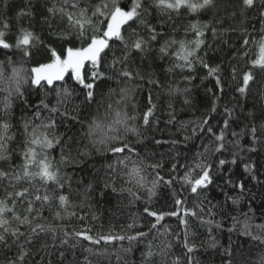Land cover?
Returning a JSON list of instances; mask_svg holds the SVG:
<instances>
[{
	"label": "snow or ice",
	"instance_id": "6c2138e0",
	"mask_svg": "<svg viewBox=\"0 0 264 264\" xmlns=\"http://www.w3.org/2000/svg\"><path fill=\"white\" fill-rule=\"evenodd\" d=\"M0 5L7 9L8 0H0ZM260 5L258 39L243 26L256 0H240L238 6L223 0L219 7L224 15L179 28V17L217 8L218 0H46L40 31L36 30L38 9L32 0H25V7L12 17L0 13V249H16L13 257L5 256L4 264H53L48 258L53 253L56 264H128L131 242L140 243L153 233V240L163 239L156 245L147 241L141 250V264H157V257L159 264H198L193 254L204 247L197 243L200 230H206L207 247L215 249L218 242L212 233L223 230L225 220L231 221L229 233L246 237L254 248L261 249L255 261L245 264H264V213L256 222L254 196L245 180L225 177V188L231 191H224L222 203H212L205 194L215 183L213 173L220 174L226 165H235L238 160L250 181L264 185V174L245 159L247 153L264 145V108L256 115L240 103L241 98L253 97L254 88L264 99V0ZM237 17L240 27L231 23ZM25 19L27 24L22 22ZM168 27L171 33L166 31ZM180 31L183 38L172 35ZM209 32L213 42L221 44L228 43L222 39L226 33H238L240 59L249 56L252 43L257 47L256 57L246 59L241 69L235 64L225 69L220 63H210L209 51L219 48L208 43ZM228 46L237 48L235 44ZM152 53L154 62L170 60V66L163 69L167 73L187 71L189 75L182 79L188 84L196 78L191 73L197 67L206 71L202 79L213 82L214 86L206 89L210 99L207 110L198 120L179 122L177 132L182 140L149 134L160 122L151 95L143 113L135 104L128 111L138 87L134 82L151 75L136 64V58L143 60ZM224 73L235 81L238 96L233 107H224V118L214 125L218 93L224 94L227 86ZM108 80L125 84L118 100L112 102L109 94L106 112L111 119L94 117L85 125L82 110L98 103L99 85ZM148 82L159 84L154 79ZM190 93L187 86L168 87L169 96H182L185 105L191 103ZM168 107L173 106L169 103ZM237 108L246 113L242 119L236 116ZM165 123H177L174 112ZM77 125L83 135L77 134ZM194 139L201 143L189 159L186 150ZM149 145L153 149L145 152ZM165 145L167 150L158 152ZM94 153L115 157L107 165L103 187L95 177L94 182L80 180L74 185L64 169L74 162L83 163L82 158ZM181 169L183 174L178 175ZM177 183L179 188H174ZM161 184L173 189L168 210L148 206ZM108 190L126 193L129 204L144 200L142 211L151 218L147 231L128 234L125 229H134L135 219L121 229L123 234L113 229L97 232L91 226L70 228L72 220L83 224L97 219L90 211L93 198L106 196ZM190 196L197 198L192 206ZM245 200L247 211L243 210ZM166 217L177 218L178 230L170 231L161 223ZM124 241L129 242L128 247ZM174 248L180 252L173 254ZM234 255L235 249L225 248L222 264H234Z\"/></svg>",
	"mask_w": 264,
	"mask_h": 264
},
{
	"label": "trees",
	"instance_id": "16d2710c",
	"mask_svg": "<svg viewBox=\"0 0 264 264\" xmlns=\"http://www.w3.org/2000/svg\"><path fill=\"white\" fill-rule=\"evenodd\" d=\"M45 2L46 0H32V4L37 6L38 9V23L36 26L37 31H40L41 26L39 24V20L40 15L42 14V6ZM123 2H126V0H122V3ZM231 2L233 5L238 6L240 0H231ZM221 3H223V0H218L217 8L205 10L194 15H183L179 17L177 27L179 28L180 25H187L189 22L200 21L201 23H204L213 21L216 15H224L222 8L219 7ZM8 5L9 7L7 9H4L2 5H0V13L6 12L9 17H12L15 15L16 11L25 7V0H8ZM260 7V0H256V7L248 11L247 19L243 25L244 27L248 28V33L251 34V36L255 39L259 38V29L262 26L259 17ZM239 20L240 18L237 17L235 22H230L234 23V26L240 27ZM22 22L27 24L26 19ZM225 27H227V24ZM166 31L171 33V27H168ZM172 35L176 36L177 38H183L184 32L180 31L178 33H172ZM188 38H193L191 33L188 34ZM222 39L226 40L228 43L221 44L219 40L213 42L211 33H207L208 43L212 44L213 48H219V51H209V56L212 58L210 63H220L225 69H228L230 65L235 64L238 69H241L244 67V62L246 59H254L257 55V47L254 43H252L249 45V56L244 58V60L240 59L237 54L240 50L239 46L241 43L238 33L228 32ZM231 44L237 45V48H230L228 45ZM153 55L154 53L146 54L143 60H141L140 57L136 58V64H139L141 68H146L147 72L151 75H146L144 80H137L134 82L136 85H138V87L136 88L134 99L129 103L128 111L131 112L132 105L135 104L136 110L139 113H143L146 110L148 96L151 95L153 103H155L157 106L156 117L159 118L160 122L149 134L162 139L178 138L182 140L183 137L179 132H177L179 122L198 120L199 117L207 110V108L210 106V99L206 89L213 87V82L207 79H202L206 75V71L197 67L196 71L191 73V75L195 76L196 78L191 82V84H188L182 79L183 75H189L187 71L180 73L179 70H177L175 73H167L163 69H166L170 66V60H156L154 62ZM136 64H134L133 67H136ZM224 75L227 86L225 87L224 94L218 93L220 99L218 101V112L214 114V125L217 121L224 118V107H233L236 103L234 97L238 96V94L234 92V88L236 86L235 81H232L226 73H224ZM149 79L157 80L159 81V84L149 83ZM170 84L174 87L179 86L181 89H183L185 86L191 88V103L189 105L183 104L182 96H169L168 87ZM124 86L125 84L123 82L117 83L116 80H108L107 82L100 83L96 97L98 103L92 105L90 109L82 110V119L84 120L85 125L94 117H98L100 120L105 121L111 119V116L106 112V105L110 102L108 99L109 94L111 93L112 102L118 100L119 90ZM0 99H2V97H0ZM31 99L35 101L36 97L33 96ZM169 103H171L173 106L171 109L168 107ZM240 103L246 106V111L254 112L256 115H259L260 109L264 108V99L260 98L259 93L255 88L253 90V97H249L247 99L241 98ZM253 105H255V107H253ZM113 107L115 108V104H113ZM170 112H174L177 118V123L174 125H168L165 123L169 118ZM245 114L246 113L244 111H242L240 108H237V117L242 119ZM244 123H247V121H244ZM257 123H259V121H257ZM233 127L236 131H240V129L236 128L235 125ZM77 134L83 135V130H80L79 125H77ZM82 142L87 143L86 140ZM200 143L201 141L196 139L189 143L188 150H186L189 159L191 158V153L196 150ZM242 143L246 145V140L244 138H242ZM167 147L168 146L165 145L164 148H159L158 152L166 151ZM180 148L183 149V145H180ZM152 149L153 146L149 145V148L145 149L144 151L147 152ZM73 154L75 155V153ZM82 159L83 163L74 162L73 164L67 166L64 171L73 178L74 185L80 180L93 181V178L95 177L100 180V188H102L103 178L108 171L107 165L110 162H114L115 157L105 158L94 153L92 156ZM180 159L182 161L184 160L183 151ZM245 159H250L256 164L258 172L264 174V145H259L258 150L254 153H247L245 155ZM209 160L214 162V158L212 157H210ZM182 174L183 169L180 170L178 175ZM213 175L215 176V183L214 185L209 186V189L205 193L208 200L212 203L223 202L224 191H231L230 189L225 188V177L230 176L233 180L244 179L248 189L254 196L253 208L256 210V222H260L261 214L264 213V185L256 184L255 182L248 179L247 174L243 171V162L238 160L237 164L235 165H226L220 174L214 172ZM151 178L152 177L149 176V179ZM262 178H264V175H262ZM117 187H119V184H117ZM173 187L179 188V184L177 183ZM156 191V196L152 198L151 204L148 206L156 209L168 210L172 205L173 189L165 187L161 184ZM142 194L146 200V192ZM232 194L235 195V193ZM200 198L202 199L203 196ZM129 199L130 197H128L126 193H112L110 190H108V194L106 196H100L97 194L93 198V208L90 210L95 213L97 219H88L84 221L83 224L78 220H72L69 222V226L70 228L72 226H75L76 228L91 226L93 227L94 231L104 233H106L109 229H113L115 232L123 234L121 229L124 228L128 223H132L135 219L137 226L131 230L125 229L128 234H135L136 231L140 230L147 231L148 227L150 226L149 221L151 218L147 217L142 211L145 207L144 200L129 204ZM196 200L197 198L190 196L189 206H192L193 202ZM246 205L247 200L244 202V211H247ZM45 215H48V213H45ZM161 223L167 224L170 231L178 230V221L176 217H166ZM230 224L231 221L225 220L223 230L213 231L212 235L216 237L218 242L215 249L207 247L208 236L206 230H200L197 243H203L204 247L199 248L197 252L193 254L195 260L198 261V264H222V261L224 260V249L229 246L235 249L234 264H245V261L256 260L258 254L261 252V249L254 248L252 242H250L246 237L240 236L237 233H229L227 228L230 226ZM159 227L160 226L158 225V228ZM153 235L154 233L150 234L140 243L135 241L131 242L132 251L127 255L128 264H141V250L146 248V243L148 240H152L153 245H156L159 244L161 239H163V237H159L153 240ZM169 239H171V237H169ZM123 245L124 247H128L129 242L124 241ZM249 250H251V253ZM179 252V248H174L173 254H177ZM14 255H16L15 248L0 249V264H4L5 256L11 258ZM68 255L69 260H71V254ZM34 258L38 261L40 260L38 256H34ZM48 258L53 261V264H56L57 257L54 253L49 255ZM169 259H171V257ZM156 262L159 264V257L156 258ZM65 264H68V261H65Z\"/></svg>",
	"mask_w": 264,
	"mask_h": 264
}]
</instances>
